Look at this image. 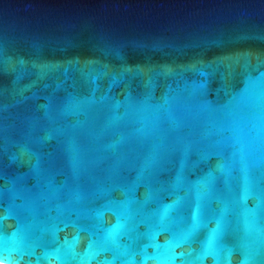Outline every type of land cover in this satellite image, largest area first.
Returning a JSON list of instances; mask_svg holds the SVG:
<instances>
[{"label":"water","instance_id":"1","mask_svg":"<svg viewBox=\"0 0 264 264\" xmlns=\"http://www.w3.org/2000/svg\"><path fill=\"white\" fill-rule=\"evenodd\" d=\"M0 255L264 264V0H0Z\"/></svg>","mask_w":264,"mask_h":264},{"label":"snow or ice","instance_id":"2","mask_svg":"<svg viewBox=\"0 0 264 264\" xmlns=\"http://www.w3.org/2000/svg\"><path fill=\"white\" fill-rule=\"evenodd\" d=\"M4 257L2 255H0V259H3ZM10 259V258H9Z\"/></svg>","mask_w":264,"mask_h":264}]
</instances>
